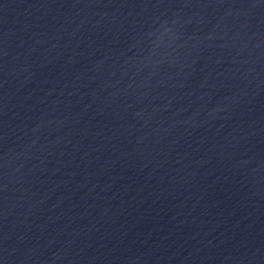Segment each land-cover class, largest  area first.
<instances>
[{
	"label": "water",
	"instance_id": "obj_1",
	"mask_svg": "<svg viewBox=\"0 0 264 264\" xmlns=\"http://www.w3.org/2000/svg\"><path fill=\"white\" fill-rule=\"evenodd\" d=\"M0 264H264V0H0Z\"/></svg>",
	"mask_w": 264,
	"mask_h": 264
}]
</instances>
